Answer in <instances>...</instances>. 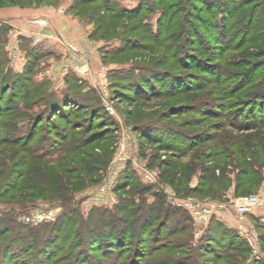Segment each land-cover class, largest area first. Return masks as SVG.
I'll use <instances>...</instances> for the list:
<instances>
[{"label":"rangeland","instance_id":"374dc122","mask_svg":"<svg viewBox=\"0 0 264 264\" xmlns=\"http://www.w3.org/2000/svg\"><path fill=\"white\" fill-rule=\"evenodd\" d=\"M178 1L165 0L157 6L154 0H145L138 19L127 22L114 13L122 8L136 10L142 0H0V77H6L5 84L0 85V231L7 230L0 239V264L5 262L2 252L8 244L23 246L24 253L19 250V256L30 264L44 261L39 252L45 248L50 256L59 250L49 264H129L132 260L137 264L159 260L215 264L214 257L218 255L226 259L230 256L225 260L228 264L264 262V200L261 210H256L258 214L248 216L244 230H237L240 222L233 203L244 196L234 192L241 158L203 159L204 152L217 141L201 143L188 151L192 143L218 135L219 129L222 135L238 138L253 135L231 128L227 119L204 117L207 109L220 115L223 107H229L234 113V98L222 100L223 96L212 94V88L197 92L193 89L196 84L217 79L209 73L201 78V67L215 68L222 79L233 76V85L239 76L257 77L254 71L264 63V0H190L192 7L186 2L181 9L177 8ZM205 5L213 8L214 18L202 13ZM107 8L110 13L105 15ZM225 8L227 22L223 19ZM173 12L180 27L172 28L170 34H180L182 24L186 30L191 29L177 42L180 55H169L166 46L122 50L125 42L132 45L146 31L157 32L161 19H169ZM258 12L263 15L250 20L248 16ZM140 23L143 25L139 27ZM23 38L29 39L28 45ZM27 50H32V57H41L34 67L28 65ZM191 64L197 69L192 70ZM28 66L32 82H49L52 88H47L60 98L69 76L79 81L74 93L78 96L76 103L69 104L60 118L50 114L48 120L43 118L50 111L49 103L41 99L46 92L33 93L28 102L20 96L21 103L15 102L14 81H18V76L24 77ZM261 74L264 75V67ZM189 86L192 93L177 95ZM31 131L35 132L31 149L36 148L40 155L46 152V157L29 160L24 166L27 159L21 144L12 140L21 138L24 142ZM66 132L76 133L78 149L66 151L67 142L59 138ZM259 132L264 133V128ZM145 133H150L152 139L144 137ZM158 136L166 139L158 142L154 139ZM25 170H30V174L21 180L19 174ZM129 170L144 184L157 185L160 193L154 195L150 191L145 196L138 181L118 189V185H124L121 179ZM261 172L262 181L253 194L264 196V169ZM203 175L207 183L213 181V176L220 178L223 188L229 183L221 200L231 203L228 209L234 218L228 226L240 236L239 248L227 240H215L212 253L200 254V238L208 227L200 212L195 215L201 222L196 224L192 218L193 236L184 231L156 242L153 237L166 209L162 198L168 204L178 198L201 206L199 202L203 203L205 197L191 195L190 190L201 186ZM174 176L176 183L182 177V186L171 182ZM16 182H21L19 190L5 195L4 189ZM29 184L37 189L29 188ZM176 188L182 189L180 194ZM144 203L159 207L160 213L148 219L150 214L145 207L149 206L144 207ZM55 208L59 210L55 221L25 222L36 212ZM54 222L58 225L53 226ZM32 228L40 229L39 239L26 241L25 233ZM252 231L256 237L251 243L247 234ZM19 232L25 234L21 239L17 237ZM99 235L102 238L95 243L93 239ZM126 235L127 240L123 238ZM143 238L147 239L146 251L143 243L140 245ZM30 246L33 248L26 251ZM142 253L146 256L141 258L138 255ZM67 255L70 258H64Z\"/></svg>","mask_w":264,"mask_h":264},{"label":"trees","instance_id":"16d2710c","mask_svg":"<svg viewBox=\"0 0 264 264\" xmlns=\"http://www.w3.org/2000/svg\"><path fill=\"white\" fill-rule=\"evenodd\" d=\"M99 0H94V2H98ZM145 0H142L140 6L138 7V9L136 10H127L125 8H122L120 11H116L114 13L113 16H115L116 18H120V19H125L128 21L131 20H136L138 19V16L141 15V13L143 12V3ZM165 0H154V4L157 6H161L163 5L162 3ZM169 1V0H167ZM193 1V0H192ZM190 0H179L177 2V8L181 9V6L183 4H185L186 2V6L190 5V2H192ZM200 2V1H197ZM175 3V2H174ZM173 3V4H174ZM83 4H88V3H83ZM173 4L170 5L168 8L170 10H173ZM205 4V2H204ZM209 5V4H208ZM211 5V4H210ZM185 6V5H184ZM206 6V5H205ZM190 7H192V5H190ZM216 7V6H214ZM211 9V8H208ZM207 6L204 9H201L202 13L211 15L213 18L215 17L214 13H213V8L211 10H208ZM110 9L107 8L105 10V12H103V14H109ZM226 8L223 10V19L227 18V10ZM258 14V15H257ZM263 15V14H262ZM260 12L258 13H252L251 15H249L248 17L250 18V20L253 19H259L260 16ZM142 20V18H141ZM227 22V19L225 20ZM253 22V21H251ZM177 24V25H176ZM182 24V23H181ZM143 25L142 23H140V25H138L139 27ZM178 22H177V17H175V12H173V15L170 16V18H163L161 19V21L159 22V26L157 29V32H149L146 31L145 35L143 36L142 39H138L137 37L135 38V42L131 45L128 42H125L124 46L122 47L123 51H127V50H137V49H143V48H147L148 46H155V47H159V48H164V46H166V48H164L167 53L171 56H178L180 55V50L178 49L177 46V42L180 38H183L185 34H189L191 32V29L186 30L185 27L182 24V27L180 28V34L176 33V31H173L172 34H170L169 32L171 31L172 28H174V30H177L178 27ZM134 27V29L137 31L139 30V27ZM134 30V31H135ZM132 30H129V32ZM195 33L193 32L192 37H195ZM131 38V37H130ZM24 41H26V44L28 45L29 39L27 38H23ZM180 48V47H179ZM178 50V51H175ZM29 52L28 55V65L29 66H35L37 65V63L39 62V60L41 59V57L39 56H34L32 57L31 55V51L27 50ZM122 51V52H123ZM27 52V53H28ZM184 54V53H183ZM29 66L27 67V69L29 68ZM33 66V67H34ZM192 68V70H196L197 67H194L193 64L190 65ZM264 67V63H261L257 69H255L254 73L258 74L257 77H255V75L253 77H250V74L248 77H242L239 76L240 78L236 79L235 81H237L238 83H235L233 85V81L232 79L234 78L229 77V78H224L222 79L219 75H216L217 73H215L217 70H215V68H211L210 70H204L205 67H201L203 68L202 70H199V74H201V78H206L205 75L207 73H209V75L216 76L217 79H215L214 81H210V83L205 84V83H200V84H196L194 86L195 90L193 89V91L197 92V91H205L208 90L209 88H212V94H217L219 96H223L222 100L225 99L226 97H229L231 99L234 98V100H236L234 103V106L232 108H234L235 112H232V109L230 110L229 107H223V111L221 112L220 115L213 113L212 109H207V111H205V118L208 117H214V118H222V119H227L228 121V125L231 128H235L236 130H239V132L241 131L242 134H244L245 132H251L250 136H241L240 138H238L237 136H233L231 134L228 133H223L222 129H219L218 131V135H214L213 137L209 136L201 141L198 142H194L192 143L193 145H191L188 149V151L190 152L191 150H193L194 148L198 147L199 145H202L201 143L207 144L209 142L212 141H217V144L213 147H210L208 149V151L204 152V158L202 156L203 159H208V160H214V159H219L221 160H231L233 159V157H237L239 156L241 159L239 160V171H238V181L235 185V194L240 195L242 193V195H251L254 193V191L258 190L260 183L262 181V172L261 170L264 169V133L259 132L261 130V128H264V79H263V74H261L262 68ZM30 73L29 69L27 70V73L23 74L24 77L18 76L16 77L18 79V81H14L15 85L13 87V92L15 94L14 96V100L15 102L19 105L21 102V98L20 96H22L24 99L25 98V102H28L30 97L33 96L35 93L36 94H40L43 92H46L47 94L44 95L41 99L44 102H48L49 103V108L50 111L47 113H45L43 115V118H45V120H48L47 117L48 115H52V117L54 118H60L62 112L67 111L69 109V104L71 103H76L77 101V97L74 93L77 92L76 90L79 87V81L77 79H75V77L71 78V76H69L66 80L67 83V88L65 90L64 96L63 98H60L59 96H57L56 92L51 89V85H49V82H44L40 85H36L34 82H32L30 75H28ZM157 76V75H155ZM261 77V78H260ZM23 79V82L20 81V79ZM27 78V79H25ZM242 78V79H241ZM75 82H72V81ZM205 80L206 79H202ZM243 80V81H242ZM6 81V77H0V85L3 86L5 84ZM25 81V82H24ZM78 81V82H77ZM13 82V83H14ZM21 83L22 86L18 87V85ZM175 84V83H174ZM178 84V83H177ZM27 85V86H26ZM48 86H50L51 88H47ZM175 86H177L175 84ZM177 87H183L182 85H179ZM22 88H25L26 90H22ZM191 86L187 87V89H185L184 91H178L177 95H184L186 92V94L192 93V89H190ZM24 91V92H23ZM17 92H22L21 95ZM238 98V99H236ZM2 102V101H1ZM0 102V110L2 107ZM68 104V105H67ZM231 108V107H230ZM248 110V111H247ZM232 112L231 115L226 112ZM245 111H247L245 114ZM6 113H8V110L6 111ZM3 114V113H2ZM2 114L0 113V119ZM49 115V116H50ZM234 115V116H233ZM245 115V116H244ZM233 116V117H232ZM244 116V117H243ZM232 117V118H231ZM232 119H234V121H231ZM230 120V121H229ZM43 122V120H42ZM222 128V127H221ZM37 129V125L35 126V132ZM71 131H74L73 129ZM70 131V132H71ZM35 132L31 131V133H29V135L24 138V142L21 140V138L12 140L14 143H18L20 142L21 144V148H22V152L25 153L26 155V159L27 161L24 162V166H26V162L27 164H29V160H35V159H42L44 157H46V152H42L45 155H40V153H37V149L36 148H32L31 149V145L34 141V136H35ZM76 133H73V135L68 134L67 132L62 134L61 136H59V138L65 142H67V150L66 151H72V148H74V150L79 148V140H74V138H76ZM144 137L148 138V139H152L151 138V134L150 133H145V135L143 134ZM155 140H158V142H161L163 139H166V136L163 137H156L154 138ZM168 139V138H167ZM185 144L186 142L183 141ZM45 144H48L46 142H44ZM170 145L172 146V144L170 143ZM45 148V147H44ZM66 148V147H65ZM64 148V149H65ZM178 154V153H177ZM30 170H25L22 173L19 174L21 180L25 177L26 173L30 174L29 172ZM254 178V179H252ZM124 179V185L120 186L118 185V189H123L124 187H126L127 185L130 184H136L135 182H137V186L140 187V192L143 193L145 196H147V192L152 191V194L157 195L160 192L157 191L158 187L157 185H149L147 183H143L138 179V176L136 175V173H134V171H128L124 174L123 178L121 180ZM203 181L201 183V186H199L196 189H192L190 190L191 195H198L200 198H212V199H221V194L227 189L229 183L227 181V186L226 187H221L222 183H221V179L220 178H216L215 176L212 177V180L210 183H207L206 178H204V175L201 178ZM184 180V179H183ZM171 182L173 184H175L176 186H182L181 184L182 182V177L180 179V181L178 183H176V179L175 176L171 178ZM20 183L21 182H16L15 184L10 185L9 187H7L5 190L4 189V194L5 195H12V193H15L16 191H18L19 187H20ZM32 184V183H31ZM32 186V185H31ZM29 184V188L31 187ZM221 187V188H219ZM26 189H28L27 187H25ZM37 189V187H35V185L33 184V187H31V189ZM178 194H180V192L182 191V189H178L176 188ZM24 191V190H23ZM186 195H189L186 194ZM4 196V195H3ZM164 197V196H163ZM159 202L157 201L156 204H158ZM162 205H166V209H165V213L162 216V223H160L159 227H158V231L155 234V240L156 242H160V238H163V236L167 237V236H176L178 233H182V232H186L188 231V233H190V236H193L194 232L192 233V227H194V221H193V217L191 215V211L186 208V207H182V206H178L175 205L173 202H170V204L165 203V198H162L161 201ZM145 206H149L148 208H146ZM158 206V205H157ZM144 207L145 209H147V211L149 212L148 214H150V217H147L148 219H150L152 216H154L155 213H157L158 211H160L159 207L156 208L155 205L151 206V205H147L146 203H144ZM181 207V208H180ZM160 212H158L159 214ZM162 214V213H161ZM8 221H10L11 219H7ZM5 222V221H4ZM59 222V221H58ZM57 222V223H58ZM54 222L53 226H57L58 224ZM152 227V225H149V228ZM154 228V227H153ZM7 230L5 229L4 231H0V239L3 236V234L7 233ZM3 233V234H2ZM72 233V232H71ZM26 234V235H25ZM21 233L19 232L17 237L18 239L23 238L25 235V239L26 241H35L39 239V235H40V229L37 228H32V229H28V231H26V233ZM66 236V235H65ZM100 237L102 238L101 235L96 236V238L94 237L93 240H95V243H99ZM125 240L129 239V237L126 235L123 237ZM191 239V238H190ZM47 240V239H46ZM147 239H141V243L140 245L143 243V247L144 250L146 251V241ZM201 243H200V248H199V252L202 255H207L208 253H212V248H213V244L215 243V240H220V241H225L227 240V242H229L231 245H233L234 247L239 248V242L241 241L240 236L237 234V231L235 229V231L231 228H229V226L225 225L224 223L216 220V219H212V221L209 223L208 227L206 228V230L204 231V234L202 235V237L200 238ZM243 244L245 245V248H247V244L244 240H242ZM116 244V243H115ZM118 247H116V249H119L120 247V243ZM113 246H114V242H113ZM70 247L72 248V245H70ZM33 247L30 246L28 248H26V251H29L30 249H32ZM70 248V249H71ZM141 247H139V250ZM183 249V247H180ZM63 248H61L60 250H62ZM159 250H161L160 248H158ZM248 249V248H247ZM19 250H22V253H24V247L23 246H18L17 248H15L14 244H8L7 246H5V248L3 249L2 254H4L5 257V262L3 264H9L7 262H11L10 264H21V257L19 256ZM144 251V252H145ZM49 250L47 248L42 249V251L39 252V254H42L44 256V261L43 259H39L38 262H36L35 264H49L51 260H53L54 257H56V255L59 253V250L57 249L55 251V253H51V256L48 255ZM214 254L216 253L215 251H213ZM26 253V252H25ZM144 253L138 255L139 257H143ZM146 256V255H144ZM70 258V255L64 256V258ZM230 257V256H229ZM229 257H227V259H230ZM63 258V257H62ZM215 264H228L225 262L226 257L224 256H215ZM47 259V260H45ZM75 259V258H74ZM65 260V259H64ZM63 260V261H64ZM77 261V259H76ZM175 261H171V260H159V261H155L154 263H150V264H174ZM210 264H212V261L208 262ZM22 264H30L28 262H23ZM129 264H137L135 260H132ZM176 264H184V263H176ZM186 264V263H185ZM254 264H264V262H258L256 261Z\"/></svg>","mask_w":264,"mask_h":264},{"label":"built area","instance_id":"2783aa9c","mask_svg":"<svg viewBox=\"0 0 264 264\" xmlns=\"http://www.w3.org/2000/svg\"><path fill=\"white\" fill-rule=\"evenodd\" d=\"M107 110H109L111 113H114L113 112L114 110L110 106H107ZM263 200H264V196L260 194L245 195L234 200L233 204H235L234 205L235 212L238 217V221L240 222L237 230L241 232L244 230V225H246L245 221L248 220V216L251 213L256 212V210L262 205L261 203H263ZM172 202L175 205L190 209L197 223L201 221L197 219L195 214L198 215V213L200 212L199 214L203 215V217L205 218V215L209 213V210L202 209L201 206L198 205L196 206L194 203H192V200H186V201L184 200L181 202L178 198H174ZM58 213L59 210L57 208L47 209L45 211L36 212L31 216L26 217L25 222L29 224H34L36 222L55 221L58 216ZM249 232L247 235H249V241L252 243L253 238L256 236L252 234L253 231L251 233Z\"/></svg>","mask_w":264,"mask_h":264},{"label":"crops","instance_id":"0c3cea01","mask_svg":"<svg viewBox=\"0 0 264 264\" xmlns=\"http://www.w3.org/2000/svg\"><path fill=\"white\" fill-rule=\"evenodd\" d=\"M26 36V35H25ZM22 36V37H25ZM23 43V42H20ZM199 202V201H194ZM232 202V201H231ZM201 203V208L205 210H209V213L205 215L206 223L209 225V223L212 221V219H216L225 225H229V223L233 220L232 216H230V212L228 207L231 206V203H229L227 200H221V199H212V198H205L203 203ZM261 210V208H259ZM192 214V212H191ZM258 212H256L254 215H257ZM193 215V214H192ZM194 218V215H193ZM195 219V218H194ZM195 223L198 224L195 220Z\"/></svg>","mask_w":264,"mask_h":264}]
</instances>
